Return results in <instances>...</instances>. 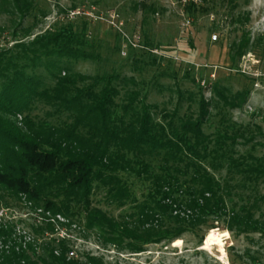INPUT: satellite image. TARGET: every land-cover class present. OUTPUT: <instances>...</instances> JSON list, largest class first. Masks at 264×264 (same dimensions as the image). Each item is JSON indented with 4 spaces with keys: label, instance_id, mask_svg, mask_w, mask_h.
Here are the masks:
<instances>
[{
    "label": "trees",
    "instance_id": "16d2710c",
    "mask_svg": "<svg viewBox=\"0 0 264 264\" xmlns=\"http://www.w3.org/2000/svg\"><path fill=\"white\" fill-rule=\"evenodd\" d=\"M12 1L24 4L21 12L31 9L30 0ZM83 45L67 25L0 51V210L22 211L0 216V264H107L103 255L75 248L73 231L86 238L95 232L103 246L131 253L179 239L211 218H224L232 231L264 233V219L255 216L264 194L238 207L227 203L236 176L243 186L264 183V157L234 155L230 144L242 132L204 131L211 102L203 95L196 112L180 116L148 102L134 78L135 87L122 94L118 75L90 76L51 63L58 70L46 86L29 72L43 58L87 59ZM249 45L243 32L231 58L240 59ZM226 91L214 85L225 106L248 102V90ZM37 104L48 108L45 118L32 114ZM223 169L222 182L214 172ZM125 174L150 184L145 199L134 196ZM96 187L110 203L132 201L135 210L111 216L93 204Z\"/></svg>",
    "mask_w": 264,
    "mask_h": 264
},
{
    "label": "rangeland",
    "instance_id": "374dc122",
    "mask_svg": "<svg viewBox=\"0 0 264 264\" xmlns=\"http://www.w3.org/2000/svg\"><path fill=\"white\" fill-rule=\"evenodd\" d=\"M30 1L31 9L25 13V9L20 11L24 4L0 0V51L72 25L89 55L87 59L43 58L42 66L29 72L39 75L44 85L55 83L58 69L50 65L55 63L90 76L118 75L115 84L123 88L122 94L135 87L130 80L134 78L148 102L168 112L177 109L180 116L196 112L203 95L211 102L204 131L242 132L243 136L230 144L234 155L264 157V0ZM191 2L195 6L189 9ZM243 32L248 34L250 45L240 59L233 60V43ZM202 80L211 86L205 88ZM215 84L228 94L248 90V102L237 109L225 106L214 92ZM47 109L37 104L32 114L45 118ZM57 119L50 118L53 122ZM214 173L222 182L227 179L226 169ZM125 177L134 196L139 201L145 199L150 184L132 175ZM239 179L236 176L231 181L229 207L264 194V183L243 186ZM92 200L116 218L135 210L132 201L124 207L110 203L106 191L98 187ZM258 206L255 216L264 219V200ZM12 210L17 217L22 214L18 207ZM213 230L220 234L222 246L205 244ZM73 234L75 248L101 254L107 264H264V233L229 230L224 218H211L174 241L150 243L140 253L105 247L95 232L87 238L77 237V231Z\"/></svg>",
    "mask_w": 264,
    "mask_h": 264
},
{
    "label": "bare ground",
    "instance_id": "6f19581e",
    "mask_svg": "<svg viewBox=\"0 0 264 264\" xmlns=\"http://www.w3.org/2000/svg\"><path fill=\"white\" fill-rule=\"evenodd\" d=\"M177 242H180V240H178ZM205 244L207 246H210L212 244H218V245L222 246L223 245V241H222V239L220 237V234L217 233L215 230H213L207 236ZM207 248H209V247H207Z\"/></svg>",
    "mask_w": 264,
    "mask_h": 264
},
{
    "label": "built area",
    "instance_id": "2783aa9c",
    "mask_svg": "<svg viewBox=\"0 0 264 264\" xmlns=\"http://www.w3.org/2000/svg\"><path fill=\"white\" fill-rule=\"evenodd\" d=\"M213 39L216 40V39H217V36L215 35V36L213 37ZM201 84H202V86H204L205 88L209 87L208 84H207L204 80L201 81ZM7 212H8L9 214H14V212H13L12 210L8 211L7 209H1V210H0V216H1L2 214L7 213ZM57 218H58L59 220H61V221H65V219L62 218L61 216H57ZM60 233H61V235H63V234H64L63 230H60Z\"/></svg>",
    "mask_w": 264,
    "mask_h": 264
}]
</instances>
